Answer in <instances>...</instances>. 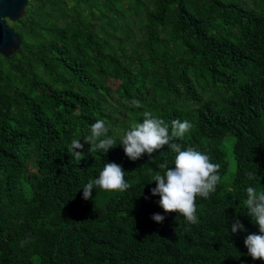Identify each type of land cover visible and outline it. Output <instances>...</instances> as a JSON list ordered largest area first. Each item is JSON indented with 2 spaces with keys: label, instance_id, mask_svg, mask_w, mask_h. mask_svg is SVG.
Masks as SVG:
<instances>
[{
  "label": "trees",
  "instance_id": "16d2710c",
  "mask_svg": "<svg viewBox=\"0 0 264 264\" xmlns=\"http://www.w3.org/2000/svg\"><path fill=\"white\" fill-rule=\"evenodd\" d=\"M7 23L21 42L0 53V264H264L244 245L259 232L246 188L264 191V0H28ZM144 111L191 122L173 142L220 165L198 224L150 191L175 153L130 160L119 143ZM98 119L117 145L77 162L67 146ZM108 162L129 189L83 199Z\"/></svg>",
  "mask_w": 264,
  "mask_h": 264
},
{
  "label": "clouds",
  "instance_id": "9594fccd",
  "mask_svg": "<svg viewBox=\"0 0 264 264\" xmlns=\"http://www.w3.org/2000/svg\"><path fill=\"white\" fill-rule=\"evenodd\" d=\"M133 107H141L139 100L131 101ZM142 123H132L119 137V143L123 145L124 152L130 160L140 159L147 154L149 157L155 152L168 146L175 153L172 166L167 163L158 165L163 170L162 174L157 172L151 181L156 182V186L151 188L153 196H159L157 201L165 213L175 212L184 217L190 224H198L196 215V198H209L214 193L220 181V165L210 162V157L193 147L182 149L181 145L173 142L182 139L188 133L193 124L188 120L181 121L174 119L166 122L162 118L154 115L151 111L142 113ZM109 128L105 121L98 119L90 127V134L83 137L84 143L80 139H73L67 146L68 153L77 162L83 158L84 144L91 147L89 152L102 151L107 153L110 148L117 145V140L108 135ZM252 179L253 172H246ZM131 185L125 180V170L114 162L104 164L97 178L90 180L83 187V199H92L93 189L99 188L105 191H126ZM147 198V197H145ZM244 205L247 209L246 215L251 217L254 224L258 226V233H250L244 239L247 248V255L253 260H264V191H257L256 187L246 188V199ZM157 223H163L165 216L160 213H153L151 217ZM245 230V225L234 219L231 224V232ZM27 241L21 242V247Z\"/></svg>",
  "mask_w": 264,
  "mask_h": 264
},
{
  "label": "water",
  "instance_id": "95a60500",
  "mask_svg": "<svg viewBox=\"0 0 264 264\" xmlns=\"http://www.w3.org/2000/svg\"><path fill=\"white\" fill-rule=\"evenodd\" d=\"M28 0H0V53L8 56L20 45V37L7 23L20 19Z\"/></svg>",
  "mask_w": 264,
  "mask_h": 264
},
{
  "label": "rangeland",
  "instance_id": "374dc122",
  "mask_svg": "<svg viewBox=\"0 0 264 264\" xmlns=\"http://www.w3.org/2000/svg\"><path fill=\"white\" fill-rule=\"evenodd\" d=\"M226 142V144L228 145V150H227V152H228V154H229V157H232V153H231V148H230V146L232 145V139H231V137L230 138H228V140H225ZM232 172V171H231ZM231 172H229V174H228V176H230V173Z\"/></svg>",
  "mask_w": 264,
  "mask_h": 264
}]
</instances>
